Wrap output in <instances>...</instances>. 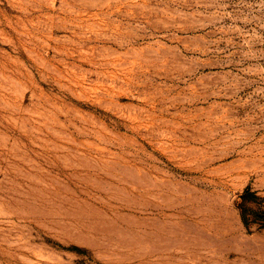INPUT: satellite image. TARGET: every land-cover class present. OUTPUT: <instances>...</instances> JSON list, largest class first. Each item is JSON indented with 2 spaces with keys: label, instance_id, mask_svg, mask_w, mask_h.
I'll list each match as a JSON object with an SVG mask.
<instances>
[{
  "label": "rangeland",
  "instance_id": "1",
  "mask_svg": "<svg viewBox=\"0 0 264 264\" xmlns=\"http://www.w3.org/2000/svg\"><path fill=\"white\" fill-rule=\"evenodd\" d=\"M0 264H264V0H0Z\"/></svg>",
  "mask_w": 264,
  "mask_h": 264
},
{
  "label": "trees",
  "instance_id": "2",
  "mask_svg": "<svg viewBox=\"0 0 264 264\" xmlns=\"http://www.w3.org/2000/svg\"><path fill=\"white\" fill-rule=\"evenodd\" d=\"M246 192H247V190H246ZM240 215H241L242 220H243L244 222H246V219H245L244 214H243V213H240Z\"/></svg>",
  "mask_w": 264,
  "mask_h": 264
}]
</instances>
